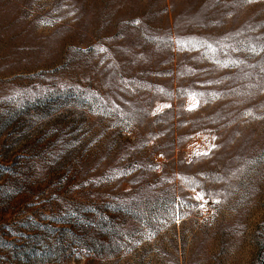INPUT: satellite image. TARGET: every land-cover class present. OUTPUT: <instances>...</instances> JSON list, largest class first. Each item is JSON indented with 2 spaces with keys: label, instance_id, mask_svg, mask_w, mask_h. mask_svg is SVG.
Segmentation results:
<instances>
[{
  "label": "rangeland",
  "instance_id": "rangeland-1",
  "mask_svg": "<svg viewBox=\"0 0 264 264\" xmlns=\"http://www.w3.org/2000/svg\"><path fill=\"white\" fill-rule=\"evenodd\" d=\"M0 264H264V0H0Z\"/></svg>",
  "mask_w": 264,
  "mask_h": 264
}]
</instances>
